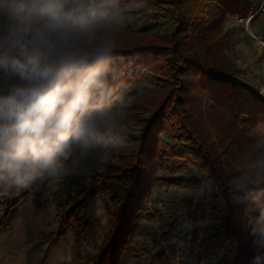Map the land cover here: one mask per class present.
Masks as SVG:
<instances>
[{"label": "clouds", "instance_id": "1", "mask_svg": "<svg viewBox=\"0 0 264 264\" xmlns=\"http://www.w3.org/2000/svg\"><path fill=\"white\" fill-rule=\"evenodd\" d=\"M139 6L0 0V188L87 173L119 150L132 98L115 61L128 14ZM257 143L221 179L251 213V264H264V133ZM190 195L193 205L207 199L204 187Z\"/></svg>", "mask_w": 264, "mask_h": 264}, {"label": "trees", "instance_id": "2", "mask_svg": "<svg viewBox=\"0 0 264 264\" xmlns=\"http://www.w3.org/2000/svg\"><path fill=\"white\" fill-rule=\"evenodd\" d=\"M133 2L143 3L154 12L169 14L172 39L161 46L156 43L134 45L129 49L119 48L117 52L115 63L123 71L126 91L131 89L134 81H144L147 89L142 91L143 96L152 95L157 99L153 104L155 109L147 113L141 135L131 141V154L122 156L120 164H108L104 172L93 176V190L105 192L116 183L121 185L130 181L133 185L119 205L114 227L104 237L100 249L95 256L78 257V264H122L138 229L140 214L159 179L156 172L176 170L182 164L195 168L199 179L172 177L164 181L189 189L204 187L211 198L225 200V208L210 203L200 205L198 218L187 228L191 232V246L208 245L210 251L215 252V260L209 264H251L257 254L252 237L248 235L251 213L245 204L233 202L221 178L226 173L225 167L230 166L232 154L237 153L235 141H240L239 135L264 133V96L251 87L219 77V72L208 60L209 51L203 47L206 43L212 44L211 33L218 23V14L250 16L252 9L243 0ZM162 7L167 10L163 11ZM142 100L146 101L145 98ZM197 101L210 114L222 112L234 123L239 122L240 133L228 144H223L224 137L217 130L212 137L205 134L201 121L203 110L198 111ZM164 134L170 139L162 138ZM0 192L7 194L3 215L8 218L21 202L23 187L0 188ZM73 215L71 211L67 212L59 231L47 237L50 244L72 228ZM162 238L169 244L168 233ZM153 262L169 264V259L159 251Z\"/></svg>", "mask_w": 264, "mask_h": 264}, {"label": "rangeland", "instance_id": "3", "mask_svg": "<svg viewBox=\"0 0 264 264\" xmlns=\"http://www.w3.org/2000/svg\"><path fill=\"white\" fill-rule=\"evenodd\" d=\"M243 1L252 9V14L242 17H224L218 14V23L211 33L212 44H203V48L209 51L208 60L219 72V77L251 87L264 96V9L261 10L262 0ZM137 4L140 6L131 11L129 19L125 21L119 48L129 49L134 45L153 43L159 46L168 44L172 39L171 16L154 12L143 3ZM162 9L167 10L166 7ZM144 89H147L144 81H134L131 89L126 91V95L132 98L125 118L126 138L111 159L91 168L87 173L58 182L45 180L30 184L24 188L28 198L23 199L8 218L2 215L4 208L0 202V264H73L74 257L94 256L100 249L103 238L114 227L117 209L133 182L121 185L116 183L103 192L92 189L93 176L104 172V167L108 164H120L122 156L131 154V141L141 135L148 111L155 109L153 104L157 97L143 96ZM197 108L199 112L203 110L201 121L205 134H211L212 137L217 130L224 137L223 144H228L240 133L239 122L234 123L228 115L222 112L210 114L199 102ZM161 137L170 139L166 134ZM239 137L240 141H235L237 153L232 154L230 166L225 169L234 168L244 162L253 151L261 148L257 143L260 135L244 132ZM216 148L220 150L219 146ZM155 176L159 179L154 183L151 197L140 214L138 229L122 264H154L153 258L159 251L165 255L167 251L173 254L172 262L170 257L168 259L169 264H174L175 241L185 240L187 228L200 214V205L210 203L225 208L224 199H214L209 194L206 200L201 199L193 205L190 194L198 188L189 189L164 181L172 177L198 180L199 174L195 168L182 164L176 170H158ZM32 194H35L33 198ZM69 211L74 214L70 220L72 231L45 252V236L58 230ZM167 233L169 244L162 238ZM184 250V246L179 245L176 253L180 257L185 256L186 264L190 259ZM202 250L205 256L199 257L198 264H209L215 260V252L210 251L208 245H204Z\"/></svg>", "mask_w": 264, "mask_h": 264}, {"label": "built area", "instance_id": "4", "mask_svg": "<svg viewBox=\"0 0 264 264\" xmlns=\"http://www.w3.org/2000/svg\"><path fill=\"white\" fill-rule=\"evenodd\" d=\"M262 9H264V0H262ZM185 240H181L180 241H175L177 243H175V248L173 250V253L176 254V257L174 259V264H185L184 259L185 256L180 257L178 253H176L178 251V246L179 245H183L185 248V253H187V257L190 259V261H186V264H198V259L199 257H203L205 256V252L202 250L203 246L201 245H196L195 247L191 246V232H189V230H187L185 232ZM172 255L171 253H168V251L166 252V256L167 258L170 257L171 258V262H172Z\"/></svg>", "mask_w": 264, "mask_h": 264}, {"label": "crops", "instance_id": "5", "mask_svg": "<svg viewBox=\"0 0 264 264\" xmlns=\"http://www.w3.org/2000/svg\"><path fill=\"white\" fill-rule=\"evenodd\" d=\"M25 187H23V193L25 192V189H24ZM32 188H34L35 189V187H33L32 186ZM33 193V192H32ZM33 196H35V194H32V198H33ZM6 198H7V194L5 193V192H0V202H1V207L2 208H4V210L6 209V204H5V202H6ZM26 198H28V193H24V196L22 197V199H21V202L22 201H24L23 199H26ZM32 200V199H31ZM20 202V203H21ZM30 202H32V201H30ZM19 203V204H20ZM18 206V205H17ZM0 207V208H1ZM4 210L2 211V215L4 214ZM13 211V210H12ZM10 214V213H9ZM4 216V215H3ZM1 223V222H0ZM0 227H1V224H0ZM59 228H58V230L57 231H52V232H50V233H48L46 236H45V241L47 242V247H46V251L45 252H47V250H49L51 247H52V245L54 244V243H56V242H59V241H61V240H63L65 237H66V235L70 232V231H72V229H69L68 231H66V233H65V235L62 237V238H60V239H58V240H55V241H53L52 242V244H50V242H48V240H47V237L49 236V235H51L52 233H57L58 231H59V229H60V225L58 226ZM104 239V238H103ZM103 241V240H102ZM75 242L76 241H74V244H75ZM96 253V252H95ZM88 256H92V255H88ZM88 256H84V257H88ZM95 256V255H94ZM84 258V257H82V256H76V257H74L73 258V264H78V262H79V260L77 259V258Z\"/></svg>", "mask_w": 264, "mask_h": 264}, {"label": "bare ground", "instance_id": "6", "mask_svg": "<svg viewBox=\"0 0 264 264\" xmlns=\"http://www.w3.org/2000/svg\"><path fill=\"white\" fill-rule=\"evenodd\" d=\"M252 35V34H251ZM253 38H255V36L252 35ZM256 39V38H255Z\"/></svg>", "mask_w": 264, "mask_h": 264}]
</instances>
